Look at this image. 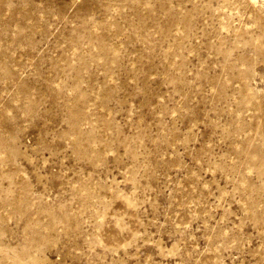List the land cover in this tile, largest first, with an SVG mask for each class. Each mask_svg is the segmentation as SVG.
Returning a JSON list of instances; mask_svg holds the SVG:
<instances>
[{"label": "rangeland", "instance_id": "rangeland-1", "mask_svg": "<svg viewBox=\"0 0 264 264\" xmlns=\"http://www.w3.org/2000/svg\"><path fill=\"white\" fill-rule=\"evenodd\" d=\"M0 264H264V0H0Z\"/></svg>", "mask_w": 264, "mask_h": 264}]
</instances>
